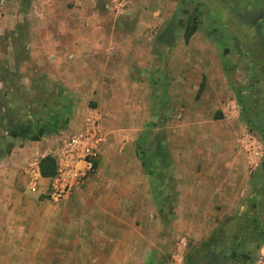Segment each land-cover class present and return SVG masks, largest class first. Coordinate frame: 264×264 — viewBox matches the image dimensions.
I'll list each match as a JSON object with an SVG mask.
<instances>
[{
    "label": "rangeland",
    "instance_id": "obj_1",
    "mask_svg": "<svg viewBox=\"0 0 264 264\" xmlns=\"http://www.w3.org/2000/svg\"><path fill=\"white\" fill-rule=\"evenodd\" d=\"M1 1L4 0H0V20L7 22L6 28L0 29V150L27 144L24 151L15 148L12 156H4V160L20 161L32 154L39 162L58 148L61 135L64 138L74 134L88 120L96 121L104 138L97 159L102 171L99 174L93 172L83 183L81 201H75L74 207H70L66 206L67 198L53 204L46 194L41 195V199L55 208L56 216L49 237L44 236L52 245L45 249L46 257L42 259L50 262L37 264H66V238L74 240L79 229L76 219L69 230L68 210L80 213L81 209H86L94 213L98 209L100 213V208H110L115 202L110 192L112 188L117 193L129 191L128 184L132 186L134 179L129 175L128 183L121 184L123 175L114 173L113 177L112 165L141 161L135 147L141 134H145L142 144L149 149L152 161L161 165L159 174L162 178L169 160L160 151L163 144L190 143L194 137L202 140L199 128H214L210 126L213 120H220L218 127L225 130L228 126L223 120L226 115L236 118L231 117L235 120L236 130L245 128L254 133L263 148L260 167L249 172L253 187L241 213L223 217L222 224L202 238L193 232L189 237L169 212L174 208V200L169 194L171 185L163 182L159 185L156 181L152 187L158 192L157 200L162 207L159 214L129 217L121 209L122 201L125 204L131 202V208L141 201H117L121 223L117 232L118 258L141 257V247L149 245L152 263L166 264L185 238L187 244L181 264H243L242 253H249L248 264H255L264 244V233L260 237L251 234L254 227L264 230V135L245 122L250 113L244 107L253 105L264 110V41L261 38L264 27L259 30L255 26L264 23V17L259 15L249 22L238 17L239 13L251 9V0H84L92 6L79 5V10L84 9L81 14L66 0H34L35 3L12 0L8 6ZM70 17L97 24V29L88 27L94 33H112L115 39L105 43L107 48L134 51L136 64L131 67L130 74L138 79L148 78V84L123 82L118 89L114 86L105 88L100 104L91 96L88 98L87 88L79 87L73 92L76 88L66 86V83H72L74 74L66 70L64 63H49L48 57L37 52L33 57L42 58V62H33L30 59L31 40L27 39L36 40L37 33L59 35L60 38L56 36L59 44L53 47L60 61L66 60V19ZM188 32L190 36L185 41ZM139 60L149 67V72L144 67L141 72ZM112 72L109 74L114 76L115 72ZM111 84H117V80ZM114 96L119 100L111 102ZM99 105L102 106L99 108ZM96 108L99 111L96 112ZM54 115L61 122L37 141L8 136L9 130L20 125L43 126ZM69 117L74 126L66 131V125L62 129V123ZM105 215L99 216L104 233L110 224ZM128 219L131 224L125 226ZM142 222H149L150 227L142 225L147 228V233L138 231ZM86 228L92 233V226ZM126 243L136 245L135 254L133 251L128 253L124 248ZM232 251L237 257L231 255Z\"/></svg>",
    "mask_w": 264,
    "mask_h": 264
},
{
    "label": "crops",
    "instance_id": "obj_2",
    "mask_svg": "<svg viewBox=\"0 0 264 264\" xmlns=\"http://www.w3.org/2000/svg\"><path fill=\"white\" fill-rule=\"evenodd\" d=\"M11 2L12 0L1 1L5 6ZM66 2L73 4L75 6L73 10L81 11L80 14L84 9L79 10L77 8L79 5L86 8L92 6L91 3L86 4L84 0H66ZM31 3H35V1L31 0ZM72 18L66 19V49H64L66 60L60 61L59 56L55 54L56 48L53 47L54 44H59L56 39V36L60 38L59 35L37 33L36 40L27 39V41L31 40L30 59L33 62H42V58L33 57L37 52L38 55H43L42 57H48L49 63H64L66 70H70L74 74V80L69 84L70 86L67 83L66 86L76 88L73 92L77 91L79 87L87 88L88 98L91 96L100 104L102 96L105 95V90H103L105 88L109 89L112 86V88L118 89L119 84L123 82L136 83L140 81V83L146 84L145 82H147L148 84V78L146 80L143 77L138 79L130 74L131 67L136 64L134 51L118 47L107 48L105 43H110L111 39H115L112 33H94V30H88V27L93 26L97 29V24L88 22V26L87 19L77 21ZM3 20H0V29L6 28L7 21ZM59 42H61L60 39ZM137 64L141 72L144 68L149 72V67L143 65L141 60ZM111 72H115V75L109 74ZM210 77L213 78L211 75ZM211 78H209L210 82ZM116 80L117 84H111V81L113 83ZM118 100V97L114 96L111 102ZM100 106L102 105H99V108ZM98 109H95L96 112L99 111ZM222 110L224 111V109ZM226 116L227 119H223L228 122L225 130L219 129L220 120H213L210 126H214V128H199L198 133L202 140H196L194 137L190 143L171 146L163 144L160 151L169 157V160L164 167L165 175L162 178L159 174L161 165L158 166V171H155L156 176H154L155 173L149 175L141 161H131V164L123 163L124 165H118L119 163L116 162L115 165H112L113 177L114 173L123 175L120 179L121 184L128 183L129 175L134 179V183L132 186L129 185L130 183L128 184L129 191L127 192L117 193L116 189L112 188L110 192L112 200L114 199L115 202L111 203L110 208H100V213H98V209L94 210V213L88 212L86 209H81L80 213H76L73 209L67 211L66 217H70L69 230L74 227L72 223L76 219L79 222L77 225L79 229L78 233L74 234V240L66 238V264L71 262L75 264H154L149 245L141 247L143 252L141 257L131 260L122 256L119 260L117 232L121 223H119L118 215V204L120 203L117 201L128 199L141 201L134 208L130 207L131 202L125 204L122 201L121 209L129 217L132 215L151 217L159 214L162 207L157 200L159 199L158 192L152 187L156 181L159 185L161 182L171 185L172 191L169 192L171 195L169 196L174 200V208L169 209V212L182 226L181 231L186 232L189 237L193 232L194 234L199 233L198 238H202L205 233L215 231L222 224L223 217L241 213L243 204L253 187V178L252 174H249L243 141V132L246 129L236 130L233 125L235 120H231V117L233 119L235 117ZM70 126H74L71 117L67 120L66 131ZM80 129H77L76 132ZM59 139H62V135ZM206 142H208L207 145H205ZM26 145L14 146L8 154H4L0 158V264L50 262L42 258L46 257L45 249L52 245L48 243L47 237L52 231L51 226L54 224L56 211L47 201L40 198L42 194L46 193L49 180L42 177L38 181L37 190L31 191L28 187L27 171L34 168L37 163L39 164L38 160H34L32 154L27 155L24 159L21 158L20 161L12 158L4 160L3 158L12 156L15 148L24 151ZM97 161L94 172L99 174L103 167ZM118 170L120 172H117ZM82 185L76 187L72 195L66 199V206L74 207L75 201H81ZM135 189L137 191H134ZM104 213L110 221L109 229L106 228L105 233L102 231L100 218L104 216ZM144 220L143 218L142 221ZM147 223L149 222H142L141 226ZM130 224L129 219L124 222L125 226H130ZM87 226L93 227L92 233H89ZM141 226L138 229L139 233L141 231L147 233V228ZM145 226L150 227L149 224ZM112 232L115 233L114 236ZM45 235L48 236L44 237ZM182 240L186 239L182 238ZM131 246L127 244L124 248L128 250L129 254L132 251L135 254L137 247L136 245Z\"/></svg>",
    "mask_w": 264,
    "mask_h": 264
},
{
    "label": "built area",
    "instance_id": "obj_3",
    "mask_svg": "<svg viewBox=\"0 0 264 264\" xmlns=\"http://www.w3.org/2000/svg\"><path fill=\"white\" fill-rule=\"evenodd\" d=\"M99 128L96 121H86L85 126L78 132L62 138L61 144L52 153L56 173L48 178L49 183L45 193L51 203L59 204L68 198L75 188L82 185L95 171L100 146L104 140ZM243 141L248 169L252 172L261 165L263 148L254 133L248 130L243 132ZM41 178L37 163L34 168L27 171L28 187L31 191L37 190ZM186 244L185 240L180 241L176 253L166 264H181L184 260L183 251ZM255 264H264V244Z\"/></svg>",
    "mask_w": 264,
    "mask_h": 264
},
{
    "label": "trees",
    "instance_id": "obj_4",
    "mask_svg": "<svg viewBox=\"0 0 264 264\" xmlns=\"http://www.w3.org/2000/svg\"><path fill=\"white\" fill-rule=\"evenodd\" d=\"M236 1H239V0H236ZM244 1L245 0H241V2H244ZM251 4L252 6L250 7L251 9L249 11H246V12L243 11V13L238 14V17L245 22H249L250 19L255 21L259 15H260V18L264 17V13L262 12L264 9V0H251ZM255 26L257 27V29L261 30L262 29L261 27H264V23L262 24L260 23L258 25L255 24ZM189 36H190L189 32L185 34V37H184L185 41H187ZM261 38H262V41H264V31L263 30L261 33ZM202 86H203V82L200 83L199 87L201 88ZM246 107L248 110L247 112L250 113V117L248 115L245 119V122L249 126H251V128H253L255 132L257 133L260 132L262 135H264V110H261L259 108L257 109L253 105H248V106L245 105L244 108ZM60 122H61L60 118L57 115H54L53 117H50L48 121L43 124V126L38 127L36 125V127H33L30 124L20 125L16 127V129L9 130L8 136L12 139H16V138H22V139L27 138L28 139L29 138L31 141H37L40 139L42 135L44 136V134H46L47 131L49 130L52 131L56 129L57 125ZM66 123H67V119H64L62 123V129L64 128ZM143 136H145V134ZM143 136L138 138V141L136 142V149L140 156V160L144 168L146 169L147 173L151 175L155 173V171H157L158 166L154 164V161H152L150 153H149V149L147 150L145 147V144H142ZM159 148L160 147H158V149ZM10 149H11L10 147H7L6 151L0 150V158L2 157V155L8 154ZM39 171L43 178L53 177L56 173V166H55L54 159L51 156L43 157L39 161ZM263 233H264V230H261L258 227H254L251 230V234L258 236V237L262 236ZM231 255L233 257H237V254L234 253V251H232ZM240 258H241V263L243 264H248V262L250 261L249 253H242L240 255Z\"/></svg>",
    "mask_w": 264,
    "mask_h": 264
}]
</instances>
